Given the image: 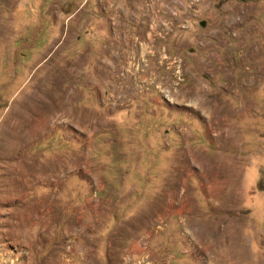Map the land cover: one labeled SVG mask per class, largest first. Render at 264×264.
Masks as SVG:
<instances>
[{
    "label": "rangeland",
    "instance_id": "374dc122",
    "mask_svg": "<svg viewBox=\"0 0 264 264\" xmlns=\"http://www.w3.org/2000/svg\"><path fill=\"white\" fill-rule=\"evenodd\" d=\"M0 264H264V0H0Z\"/></svg>",
    "mask_w": 264,
    "mask_h": 264
},
{
    "label": "bare ground",
    "instance_id": "6f19581e",
    "mask_svg": "<svg viewBox=\"0 0 264 264\" xmlns=\"http://www.w3.org/2000/svg\"><path fill=\"white\" fill-rule=\"evenodd\" d=\"M214 118H219L218 116H216V112L214 111ZM217 115H218V113H217ZM220 119V118H219ZM221 137V136H220Z\"/></svg>",
    "mask_w": 264,
    "mask_h": 264
}]
</instances>
